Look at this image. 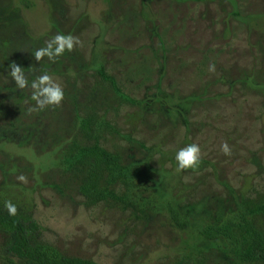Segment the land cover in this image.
<instances>
[{
	"label": "rangeland",
	"instance_id": "rangeland-1",
	"mask_svg": "<svg viewBox=\"0 0 264 264\" xmlns=\"http://www.w3.org/2000/svg\"><path fill=\"white\" fill-rule=\"evenodd\" d=\"M58 1L61 4L56 0H0V207L6 208V202L10 201L21 218L37 223L42 243L64 256L96 264H195L199 254L205 258V264H264V260L254 262L241 255L238 245L229 243L218 232L226 223L231 227L242 223L236 197L264 182V111L255 127L247 128L249 118L246 117L239 133L224 134L223 144L235 150H230V155L214 148L204 149L198 167L180 170L176 153L189 144H198L201 138H192L189 128L182 130L176 126L174 107L187 91L169 88L162 105L169 112L168 117H163L171 124L168 127L172 135L168 134L169 129L157 135L165 123L155 107L158 99L153 75V84L131 97L135 105L121 107L116 115L109 116L119 136L108 137L105 147L110 150L115 147L126 169L122 194L118 198L109 196L93 206L86 205L77 184L69 178V163L65 158L69 136L63 133L72 118L68 108H60L53 125L63 133L51 135L52 125L45 113L29 111L35 105L31 99L33 90L19 89L12 81L8 65L16 62L23 67L29 82L40 76L42 60L34 59L35 44L50 32L56 17L63 14L64 21L67 17L70 20L82 17L85 21L83 24L76 19L78 25H84L78 37L88 68L97 70L108 59L114 69L112 75L123 82L126 69L132 63L119 57L126 64H114L118 53L113 54L111 48H121L130 55L138 51L143 55L146 48L153 49L156 34L164 38L155 27L158 11L164 7L159 0ZM176 1L183 3V0ZM176 1L172 2L173 9L180 6ZM209 1L212 4L186 3L180 8L182 12L168 11L170 18L175 19L173 26L178 25L183 14L182 20L187 25L204 26L183 29L184 43L176 42L180 53L183 51L181 61L189 63V58L197 56L186 51L187 41H195V36L190 38L191 34L201 35L204 41L200 38L201 44L206 40L219 44L229 37V21L233 18L236 0ZM255 4H258L256 9L264 10V0H246L248 8ZM122 7L139 14V19L150 21L153 26L147 25L145 32L139 30L138 41H127L126 38H131L125 32V37L120 38L122 44L116 47L108 36V28L121 18ZM214 20L216 26L211 27ZM69 25L70 22L65 23L66 28ZM236 41L244 51L240 36ZM110 53L112 57H108ZM67 55L75 57L73 51ZM229 58L225 65L228 57L221 55L219 63L232 66L230 74L233 75L235 65L242 66L243 60ZM165 73L162 69L159 79ZM126 86L129 92L132 84ZM81 92L77 98L73 96V101L81 102ZM233 110L228 105L222 115L228 116ZM176 130L179 137L173 133ZM129 139L132 142L127 144ZM251 158L259 168L251 164ZM20 175L27 177V183L17 179ZM256 225L264 231V219ZM6 240L5 232L0 231V264H16L2 253Z\"/></svg>",
	"mask_w": 264,
	"mask_h": 264
},
{
	"label": "trees",
	"instance_id": "trees-1",
	"mask_svg": "<svg viewBox=\"0 0 264 264\" xmlns=\"http://www.w3.org/2000/svg\"><path fill=\"white\" fill-rule=\"evenodd\" d=\"M56 1L61 4L58 0ZM143 1L145 0H141ZM159 1L168 10L165 11L161 7L158 11L159 20L157 18L155 21V27L157 31L160 30L161 35L164 34V38L161 37V39L157 33L153 49L146 48L143 55L139 51L135 55H130L121 48L110 50L113 54L118 53L115 55L117 61H114V64L115 62L118 65L126 64L125 60L119 57H125L132 63L130 68L126 69L128 72L123 82L112 75L114 69H112V62H108V59L97 70L89 69L85 62V50L80 46L74 48V58L67 55L66 51L54 61H50L47 57L42 59L41 75H51L64 90V100L60 106L47 107L42 111L52 125L51 135L52 133L56 135L55 133H63L57 126H53L57 120L56 115L63 106L65 109L68 108L72 118L63 134L69 136L65 153L66 162L69 163V178L77 184L80 195L88 206H93L109 196L118 198L122 194L121 190L126 185V169L115 147L113 150L105 147L108 137H112L113 134L117 135V138L119 136L114 126H111L109 116L111 115L112 118V115H116L121 107L135 105L133 104L135 99L131 97L152 83L153 75L155 76V98L158 99L155 107L165 123L159 127L157 135L166 133L169 129L168 125H171L163 117L164 115L168 117L169 113L162 105L165 95H168L166 90L169 88L178 89L179 92L187 91V94L181 95L179 103L174 107L176 108L174 120L179 129L189 128L192 138H201L197 144L201 151L210 148L222 150L224 134L239 133L246 117L249 118L247 128L255 127L264 111V10L256 9L258 4L248 8L246 0H236L233 14L232 12V15L230 14L233 18L229 21L231 25L228 31L229 37L219 44L206 40L202 45L200 42H204L203 37L191 34L190 38L195 36V41L191 39L190 42L187 41L186 51L197 56L189 58L190 61L187 60L189 62L187 63L181 61L183 58L179 59L183 51L180 53L176 42L184 43L183 29L204 26L196 23L191 24L192 26L187 25L185 20H182L184 14L180 16L177 26L171 25L175 19L170 18L168 11L174 8L172 2L176 0ZM176 2L180 6L173 9L175 12H182L180 8L186 3H195L191 0H183V3ZM200 2L206 5L212 4L209 0H199L196 3ZM126 8H123L121 18L115 20L116 24L108 28V36L113 39L116 47L122 44L120 38L125 37V32L131 38V40L126 38L127 41H138L140 38L138 33H141L139 30L145 32L147 25H150V21L139 19V14L136 15L135 12L132 14ZM61 10L64 11L63 8ZM60 15L56 17L50 32L36 42L34 51L44 47L46 42L58 33L78 37L79 30L84 26L83 18L77 17L83 21L82 25H78L77 18L70 20L67 17L64 21L63 14L61 18H59ZM162 20L164 22H161ZM68 22L70 25L66 28L65 23ZM212 24L211 27L216 26L215 20ZM119 34L121 36H118ZM238 36L244 43V51L236 41ZM221 55L228 57L224 61L225 65L229 63V57L234 60L237 57L243 60V64L235 65V74L231 75L232 66L225 67L219 63ZM108 57H112V54L111 56L108 54ZM210 67H214V70L210 71ZM162 69L166 73L159 79ZM180 71L181 73L177 74ZM126 84L127 86L132 84L128 87L129 92L126 91ZM79 91H82L80 103L73 101V96L76 97ZM106 102L110 105H105ZM228 105L234 109L233 112L228 116L222 115ZM38 113L39 111L36 114ZM173 133L179 137L178 130ZM168 134L172 135L171 129ZM131 142L130 139L126 141L127 144ZM229 149L232 152L235 151L232 146H229ZM250 162L255 168H259L254 158H251ZM262 183L236 197L239 209L242 211L239 216L242 223L236 227L226 223L218 229L226 241L234 246L238 245L241 255H245L247 259L252 258L254 262L264 260V231L256 225L258 221L264 219V182ZM249 216L250 219H248ZM0 231H4L7 236L2 253L9 260H15L16 264H96L90 260L64 256L50 245L42 243L40 227L37 223L28 218H21L17 213L10 215L7 208L0 207ZM195 264H205V258L199 254Z\"/></svg>",
	"mask_w": 264,
	"mask_h": 264
},
{
	"label": "clouds",
	"instance_id": "clouds-1",
	"mask_svg": "<svg viewBox=\"0 0 264 264\" xmlns=\"http://www.w3.org/2000/svg\"><path fill=\"white\" fill-rule=\"evenodd\" d=\"M76 46H82L78 37L58 33L51 40L47 41L44 47L34 52V59L39 62L47 57L50 61H54L66 51H73ZM8 69L10 70L12 81L19 89L30 87L33 90L31 99L35 101V105L29 108L30 112L61 105L64 100V90L51 75L43 74L29 82L25 69L16 62L10 63ZM209 70H214V67H210ZM221 149L226 155H230V149L227 143H224ZM201 156L200 147L193 143L181 148L176 153L175 160L180 170L193 169L199 166ZM17 179L23 183H27V177L24 175L18 176ZM5 207L10 215L16 214L17 208L10 201L6 202Z\"/></svg>",
	"mask_w": 264,
	"mask_h": 264
}]
</instances>
